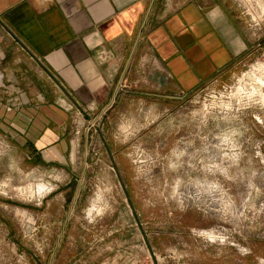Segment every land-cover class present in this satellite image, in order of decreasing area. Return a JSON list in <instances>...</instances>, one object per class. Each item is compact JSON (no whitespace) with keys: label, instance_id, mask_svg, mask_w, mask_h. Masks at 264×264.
<instances>
[{"label":"rangeland","instance_id":"1","mask_svg":"<svg viewBox=\"0 0 264 264\" xmlns=\"http://www.w3.org/2000/svg\"><path fill=\"white\" fill-rule=\"evenodd\" d=\"M236 1L250 48L220 77L122 82L48 161L0 131V264H264V0Z\"/></svg>","mask_w":264,"mask_h":264},{"label":"crops","instance_id":"2","mask_svg":"<svg viewBox=\"0 0 264 264\" xmlns=\"http://www.w3.org/2000/svg\"><path fill=\"white\" fill-rule=\"evenodd\" d=\"M242 15L236 0H0V131L31 161L63 157L74 106L108 108L134 93L122 82L176 97L235 68Z\"/></svg>","mask_w":264,"mask_h":264},{"label":"bare ground","instance_id":"3","mask_svg":"<svg viewBox=\"0 0 264 264\" xmlns=\"http://www.w3.org/2000/svg\"><path fill=\"white\" fill-rule=\"evenodd\" d=\"M257 2H258V3H261V2H262V0H257ZM38 188H39V189H43V188H44V186H43L42 184H40V185L38 186Z\"/></svg>","mask_w":264,"mask_h":264},{"label":"built area","instance_id":"4","mask_svg":"<svg viewBox=\"0 0 264 264\" xmlns=\"http://www.w3.org/2000/svg\"><path fill=\"white\" fill-rule=\"evenodd\" d=\"M256 3H257V0H256Z\"/></svg>","mask_w":264,"mask_h":264}]
</instances>
